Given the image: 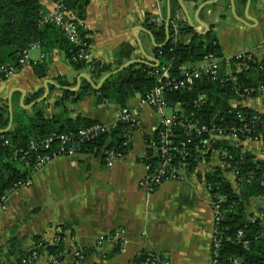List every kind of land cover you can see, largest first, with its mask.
<instances>
[{"label": "crops", "instance_id": "crops-1", "mask_svg": "<svg viewBox=\"0 0 264 264\" xmlns=\"http://www.w3.org/2000/svg\"><path fill=\"white\" fill-rule=\"evenodd\" d=\"M38 1L44 11L54 6V0ZM167 22L168 37L170 26H187L201 36L211 33L226 61L244 53L264 59V0H89L81 26L89 40L90 60H100L114 71L130 61L157 66L154 49L163 44L155 42L145 24L162 27L166 36ZM177 40L187 43L190 36L177 35ZM40 52L32 51L31 65L0 82V106L10 103L12 107L9 130L23 116L22 111L27 116L41 111L45 119L64 116L106 125L115 122L122 108L96 105L94 95L82 101L73 97L58 106L61 88L76 93L86 81L81 76L92 79L87 68L74 71L61 52L45 57V76L37 77L33 66L39 64ZM185 67L198 68L201 62ZM38 91L42 92L39 98L31 99ZM139 98L135 95L125 105L136 116V129L130 133V147L122 159L107 167L101 154L77 151L72 158L58 157L41 171L32 172L29 186L8 195L0 211L2 262L13 264L21 254L32 251L34 238L51 244L60 235L59 264H73L75 252L82 255L80 264H134L140 252L158 254L170 264L210 263L214 210L205 182L208 165L201 163L184 180L165 182L152 193L140 189L138 182L146 176L143 159L154 152L161 118L154 109L141 107ZM230 105L264 114V91L254 98L232 100ZM242 146L264 159V142H243ZM16 168L27 169L19 162ZM224 176L234 186L232 177ZM246 212L264 213V196L250 199ZM118 229L125 231L121 250L111 242L98 245L101 237ZM37 264L51 263L42 255Z\"/></svg>", "mask_w": 264, "mask_h": 264}, {"label": "trees", "instance_id": "trees-1", "mask_svg": "<svg viewBox=\"0 0 264 264\" xmlns=\"http://www.w3.org/2000/svg\"><path fill=\"white\" fill-rule=\"evenodd\" d=\"M184 1L196 2L197 0ZM88 2L89 0H67L65 3L67 9L79 22L80 38L89 45L86 32L81 26ZM43 12L46 11L38 0H0V66L16 63L24 49L29 45L37 44L46 58H51L54 52H61L74 71L80 72L87 68L95 85L105 74L113 71L110 65L100 60L84 62L77 58L79 47L71 45L60 29L52 24H40ZM145 26L152 32L155 42L163 44L162 47L154 49L158 60L156 68L138 63L131 64L107 78L97 90H94L87 81H83L76 93L62 91V97L57 105L63 106L73 97L77 101H82L87 96L94 95L96 105L105 103L124 108L131 97L139 95L143 98L160 84L159 81L162 79L155 75L156 71L166 70L170 79L178 81L181 79L182 68L187 63L200 62L205 55L213 54L222 59L217 80L203 76L202 79L195 80L179 90L166 88L164 99L170 107L178 105L181 108L178 114L180 118L197 121L198 127L201 125L207 128L211 125L219 128L241 127L246 123L250 124V120L254 118V137L264 140V114L248 107L230 105L232 100L254 98L262 92L264 59L258 60L249 54L240 59L231 58L229 66L232 69L238 64L248 66L247 69L242 68L239 72H233V80L224 75L227 61L223 59L211 33L201 36L194 34L187 26L178 28L170 26L169 37L165 43L166 36L162 27L156 28L153 23L145 24ZM177 35L190 36V40L187 43L179 41ZM43 62L33 66L34 73L39 78L45 76ZM57 81L61 82V79ZM61 85L68 86L64 82H61ZM236 87L239 91L235 89ZM245 88L254 89V91L246 94L243 92ZM41 94L42 92L38 91L32 95L31 99H37ZM22 113L23 116L20 119L14 120V127L11 130L0 133V201L17 183L29 178L32 172L31 167L26 170L16 168L18 160L14 153L17 149L26 148L32 140L41 141L53 133L72 134L79 128L95 123L83 117L71 119L55 116L45 119L41 111L32 116L25 115V111ZM8 116V107L0 106V131L6 130L9 123ZM125 128H127L125 124L118 123L109 135H101L95 141L81 145L79 152L100 154L103 149L125 155L129 150V146L125 148L122 144L125 141V136L122 138ZM177 131L175 136L178 141L186 139L191 141L193 147L190 148L191 156L187 157V162L188 169H193L192 159L195 157H192V154L202 158L201 154L195 151L194 145L199 139L207 138V135L203 132L199 135L195 132L185 135ZM240 138L244 139L242 136ZM106 139H109V143L104 146ZM156 139L157 137L154 139L153 149L157 145ZM6 140L8 144H5ZM211 148L213 150L223 148L229 152V156L225 159L229 167L225 171L231 170L236 178L235 186H233L219 167H211L205 174L212 204L218 205L217 218L214 221L215 235L219 242L217 261L219 264H264V213L254 215L246 212L250 199L264 196V159H257L252 151L241 146H234L227 140H214ZM211 154L210 152L203 154L204 160L211 161ZM143 161L151 168L157 164V159L152 152H148ZM33 241V250L21 254L13 264H37V260L42 255L53 258L57 262L61 261L62 236L59 235L58 240L51 244L40 241V237L34 238ZM152 256V253L140 252L133 263L148 264ZM0 264L5 262L0 260Z\"/></svg>", "mask_w": 264, "mask_h": 264}, {"label": "built area", "instance_id": "built-area-1", "mask_svg": "<svg viewBox=\"0 0 264 264\" xmlns=\"http://www.w3.org/2000/svg\"><path fill=\"white\" fill-rule=\"evenodd\" d=\"M67 0H54V6L51 10L41 13L40 24H52L61 30L64 37L68 42L79 47V52L77 58L84 60V62L90 61L89 55V45L83 42L79 36L78 26L79 22L76 20L73 14L67 9L66 2ZM39 49L37 44L29 45L26 49L22 51L20 58L16 63H7L0 66V82L12 77L17 73L22 67H26L32 64L29 59V53L32 50ZM246 55L238 54L234 56L235 58L240 59ZM250 56V54H249ZM46 55L40 52L39 61L37 63H42L45 60ZM201 67L198 68H182L180 75V80L176 81L175 79H170L168 72L162 70V73L158 71L155 72V75L160 74L158 78L162 79L159 81V85L155 86L150 92H148L143 98H140L139 105L141 107H149L154 109L160 115L159 123V132L157 135V145H155V154L154 157L157 159V164L154 168L148 164H145L146 176L138 182V187L147 193L154 192L160 185L165 182H174L182 181L186 178V175L195 170V167L204 163L203 154L210 152L211 161L207 163V170L211 167H219L224 172L232 177L233 183L235 186V174L230 171H225L229 167V163L225 160L229 156V152L223 148L213 150L211 148V143L214 140H227L234 144V146H242L243 142H264L262 139L254 137V118L250 120V124H244L241 127L226 126L219 128L216 125H211V127L201 125L198 127V122L193 120H185L180 118L178 114L181 112V108L177 106L170 107L166 100L164 99V91L166 88L172 90H179L191 84L195 80L202 79L203 76H207L212 80H217L220 65L222 62L221 58L214 56L213 54H207L200 61ZM229 60L225 65L224 75L228 78L232 77L233 72H239L242 68L247 69L246 64H238L234 68H230ZM237 91L239 89L235 88ZM264 91V88L261 89ZM254 89L245 88L243 92L249 94L253 92ZM168 109L170 111V116H161L162 111ZM118 123H123L127 126L125 128V141L124 146L127 147L130 143V133L131 128L134 127L136 123V116L131 115V113L126 109L122 108L119 115L117 116L115 122L111 125L101 124L91 126L89 128H80L77 132L78 139H74L71 134L68 133H53L47 138H44L41 141L32 140L29 142L26 148L17 149L14 153L15 158L18 160L22 166L29 168L31 167L32 172L41 171L48 163L58 157L72 158L76 152V147L78 143L91 140L95 138L98 133L104 132L107 129H112L113 125ZM100 124V125H99ZM178 130L182 134L189 135L192 132L205 133L207 138L199 139L194 145L196 152L201 154V159L196 155L192 154L193 169H188L187 157L191 156L190 148L191 141L189 139L178 141L175 136V132ZM177 131V132H178ZM242 136L244 139H241ZM5 144H8V141H5ZM124 157L122 153L110 152L107 157L109 164L115 160H120ZM31 172V173H32ZM30 185V178H27L23 182L17 183L10 192L1 198L0 201V211H4L6 198L9 194L16 192L21 187H27ZM214 210V221L217 218L218 205L212 204ZM104 242H111L114 245L118 246L121 250L125 244V231L123 229H118L111 233L108 236H103L99 239L98 245H101ZM219 242L215 235V230L213 229L212 233V244H211V261L209 264H219L217 261V248ZM82 255L80 252H76L74 257L79 259ZM48 260L52 264H58L53 258ZM38 261V260H37ZM24 262V261H23ZM148 264H170V262L162 258L158 254H153L150 262Z\"/></svg>", "mask_w": 264, "mask_h": 264}, {"label": "rangeland", "instance_id": "rangeland-1", "mask_svg": "<svg viewBox=\"0 0 264 264\" xmlns=\"http://www.w3.org/2000/svg\"><path fill=\"white\" fill-rule=\"evenodd\" d=\"M32 51H34V50H32ZM32 51H30V53L32 52ZM30 53H29V56H30ZM40 57V56H39ZM30 59V58H29ZM155 68L157 67V66H154ZM158 72L159 73H162V70H158ZM159 76H160V74H158ZM169 75V74H168ZM141 98V97H140ZM140 98H139V100H140ZM249 98V97H248ZM246 99V98H245ZM243 100V99H242ZM241 101V100H240ZM145 107V106H144ZM125 108V107H124ZM169 112V110L168 109H166V110H164V111H162V113H161V116H170V112ZM119 124H123V123H119ZM94 125H98V123L97 122H95V123H93V124H91V125H89V126H87V127H85V128H89V127H91V126H94ZM100 125V124H99ZM103 125V124H102ZM117 126V124L116 125H113L112 126V129H107L106 131H104V132H100V133H98V135L95 137V138H93V139H91V140H88V141H84V142H82V143H78L77 144V147H76V152L77 151H79V148H80V146L81 145H83V144H87V143H89V142H92V141H95L99 136H101V135H104V134H107V135H109V133H110V131L111 130H113L115 127ZM136 129V123H135V125H134V127L133 128H131V132H133L134 130ZM80 130V128L79 129H77L76 130V132H74V133H72L71 135H72V137L74 138V139H78V136H77V132ZM158 132H159V129L157 128V130H156V132H155V136H154V139L157 137V135H158ZM122 138H124V133H123V137ZM155 140H153V142H154ZM109 143V139H106V141H105V143H104V146L105 145H107ZM122 144H123V146H124V143L122 142ZM129 147H130V143H129V145H128ZM125 147V146H124ZM126 148V147H125ZM155 148V147H154ZM153 154H155V149H153ZM110 152H114V151H112V150H101V152H100V154L102 155V157H104L102 160L104 161V164L107 166V167H111L115 162H116V160L114 161V162H112L111 164H109L108 163V161H107V157H108V154L110 153ZM208 162L206 161V160H204V164H207ZM195 169H197V166L195 167ZM31 252V251H30ZM76 253V252H75ZM75 253L73 254V260H74V263L73 264H80V262H81V260H82V256L79 258V259H77L76 257H74V255H75ZM58 264H59V262H58Z\"/></svg>", "mask_w": 264, "mask_h": 264}, {"label": "water", "instance_id": "water-1", "mask_svg": "<svg viewBox=\"0 0 264 264\" xmlns=\"http://www.w3.org/2000/svg\"><path fill=\"white\" fill-rule=\"evenodd\" d=\"M232 1V0H231ZM250 1V0H249ZM181 5V9H182V11L184 12V14H185V16L186 17H188L187 16V13H186V11H185V9H184V7L182 6V4H180ZM188 21V20H187ZM189 23V22H188ZM165 33H166V36H167V38H168V22L165 24ZM150 35V37L152 38V35L151 34H149ZM153 40V39H152ZM167 41V40H166ZM156 48H160V47H162V45L161 46H155ZM148 60V59H147ZM131 63H138V64H141V65H149V63L148 62H144V61H130V62H128L127 64H125V65H123V66H121L120 68H118V69H116V70H114V71H112V72H110V73H108V74H106V75H104V77L100 80V82H99V84H97V85H95L91 80H89L88 78H86L85 76H81L82 78H84L89 84H90V86L94 89V90H97V89H99V87H100V85L107 79V78H109L110 76H112V75H114L115 73H117V72H120V71H122L124 68H126L127 66H129V65H131ZM60 88V87H59ZM62 90H67V91H71L69 88H61ZM40 100H42V99H40ZM12 107H11V104L9 103L8 104V117H9V123H8V126H7V128H6V130H2V131H0V133H4V132H7L8 130H9V128H10V126H11V124H12Z\"/></svg>", "mask_w": 264, "mask_h": 264}]
</instances>
